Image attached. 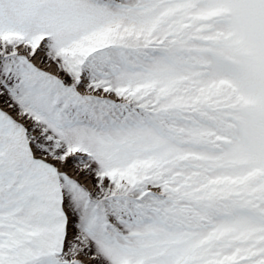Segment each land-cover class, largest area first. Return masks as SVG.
<instances>
[{"label":"snow or ice","instance_id":"obj_1","mask_svg":"<svg viewBox=\"0 0 264 264\" xmlns=\"http://www.w3.org/2000/svg\"><path fill=\"white\" fill-rule=\"evenodd\" d=\"M0 264H264V0H0Z\"/></svg>","mask_w":264,"mask_h":264}]
</instances>
